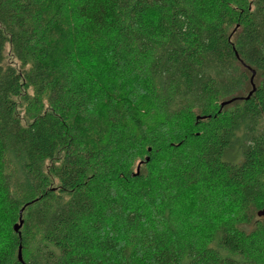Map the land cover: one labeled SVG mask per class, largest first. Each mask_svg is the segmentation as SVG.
Listing matches in <instances>:
<instances>
[{
	"label": "trees",
	"instance_id": "1",
	"mask_svg": "<svg viewBox=\"0 0 264 264\" xmlns=\"http://www.w3.org/2000/svg\"><path fill=\"white\" fill-rule=\"evenodd\" d=\"M263 209L264 0H0V264H264Z\"/></svg>",
	"mask_w": 264,
	"mask_h": 264
},
{
	"label": "rangeland",
	"instance_id": "2",
	"mask_svg": "<svg viewBox=\"0 0 264 264\" xmlns=\"http://www.w3.org/2000/svg\"><path fill=\"white\" fill-rule=\"evenodd\" d=\"M5 57H6V61L10 64L15 65L16 67L20 66V63H18L13 56L10 53V48L7 45L6 49H5ZM32 93L29 92L27 95V99H30ZM19 114L20 117L22 118L23 123H27L29 117H31L32 115H34L35 112H38L39 110V106L31 104V102H28V100L26 101L25 99H19Z\"/></svg>",
	"mask_w": 264,
	"mask_h": 264
},
{
	"label": "water",
	"instance_id": "3",
	"mask_svg": "<svg viewBox=\"0 0 264 264\" xmlns=\"http://www.w3.org/2000/svg\"><path fill=\"white\" fill-rule=\"evenodd\" d=\"M253 76H254V72H253ZM254 89H255V88H254ZM254 89H253V90H254ZM250 94H252V92H251ZM229 102H231V101H229ZM229 102H224V103L222 104V106L228 104ZM138 171H139V169H138ZM260 216H264V209H263L262 212L260 213ZM21 225H22V221H20V223L17 224V225L15 226V231H18L19 228L21 227ZM19 259H20V261L22 262L21 252L19 253Z\"/></svg>",
	"mask_w": 264,
	"mask_h": 264
}]
</instances>
